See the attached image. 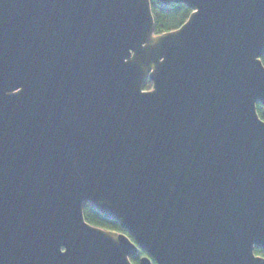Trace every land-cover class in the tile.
<instances>
[{"label":"water","instance_id":"water-1","mask_svg":"<svg viewBox=\"0 0 264 264\" xmlns=\"http://www.w3.org/2000/svg\"><path fill=\"white\" fill-rule=\"evenodd\" d=\"M158 1L0 0V264H264V0Z\"/></svg>","mask_w":264,"mask_h":264},{"label":"trees","instance_id":"trees-1","mask_svg":"<svg viewBox=\"0 0 264 264\" xmlns=\"http://www.w3.org/2000/svg\"><path fill=\"white\" fill-rule=\"evenodd\" d=\"M154 19H155V32L160 33L179 27L184 21L187 20L191 13V8L181 2H172L168 5L161 4L158 0H151ZM264 62V55L262 56ZM152 82L148 80L145 88H151ZM257 111L262 119H264V105L261 102L257 103ZM84 215L88 222L100 226L105 229L117 230L127 233L132 239L133 236L123 229L118 220L104 216L100 211L95 209L91 204L87 203L84 206ZM141 254L149 255L146 251L140 249ZM255 252L264 256V249L256 247ZM131 261L134 264H139V259L132 255ZM153 264H157L152 259Z\"/></svg>","mask_w":264,"mask_h":264},{"label":"flooded vegetation","instance_id":"flooded-vegetation-1","mask_svg":"<svg viewBox=\"0 0 264 264\" xmlns=\"http://www.w3.org/2000/svg\"><path fill=\"white\" fill-rule=\"evenodd\" d=\"M142 255H144V254H141L140 249H139L138 254L135 255V256L139 259V264H140V257H141Z\"/></svg>","mask_w":264,"mask_h":264}]
</instances>
